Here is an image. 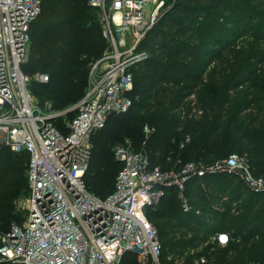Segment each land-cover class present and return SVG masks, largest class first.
<instances>
[{
    "label": "trees",
    "instance_id": "1",
    "mask_svg": "<svg viewBox=\"0 0 264 264\" xmlns=\"http://www.w3.org/2000/svg\"><path fill=\"white\" fill-rule=\"evenodd\" d=\"M107 48L99 12L88 0H42L22 68L31 78L49 77L30 85L39 106L61 112L81 101L91 66ZM141 48L147 59L133 71L131 110L113 116L92 139L88 191L101 200L114 193L123 164L112 149L126 140L165 171L237 155L264 179V0H171ZM68 116L72 121L76 114L56 123L62 131ZM146 127L154 133L147 136ZM28 163V155L0 147L1 232L24 223L14 211L29 192ZM185 198L189 211L178 190L167 189L147 212L162 264H194L201 257L206 264H264V195L225 174L192 180ZM219 233L230 236L225 247L211 241ZM132 257L126 259L136 264Z\"/></svg>",
    "mask_w": 264,
    "mask_h": 264
},
{
    "label": "built area",
    "instance_id": "2",
    "mask_svg": "<svg viewBox=\"0 0 264 264\" xmlns=\"http://www.w3.org/2000/svg\"><path fill=\"white\" fill-rule=\"evenodd\" d=\"M156 1L88 0L99 12L108 48L91 66L83 99L60 112L51 104L41 108L30 92L32 82L48 83L49 77L31 78L22 70L42 0H0V144L28 155L30 193L24 223L0 231V264H130L126 256L136 264H162L158 232L147 212L159 206L167 189L178 190L185 211L190 210L185 186L194 179L236 175L264 195V179L252 175L243 157L165 171L152 166L145 150H133L129 140L113 150L123 164L114 193L101 200L88 191L92 139L133 106V71L147 59L142 44L165 6ZM73 112L75 119L59 129L57 121ZM144 132L149 136L154 129ZM229 238L219 233L211 241L225 247ZM206 263L201 257L194 264Z\"/></svg>",
    "mask_w": 264,
    "mask_h": 264
},
{
    "label": "rangeland",
    "instance_id": "3",
    "mask_svg": "<svg viewBox=\"0 0 264 264\" xmlns=\"http://www.w3.org/2000/svg\"><path fill=\"white\" fill-rule=\"evenodd\" d=\"M157 2H164V5L166 4H169L171 2V0H157ZM165 8V6L163 7V9ZM31 49V47H30ZM67 121H70L71 118L68 116L66 118ZM148 139V137L146 138ZM143 145V144H142ZM0 147L2 148H6L4 145L0 144ZM8 149V148H6ZM9 150V149H8ZM133 150L136 151V149L133 147ZM113 151V149H112ZM187 164V163H186ZM184 164V165H186ZM183 165V166H184ZM29 197H30V193L27 192V193H22L19 198L15 201V211L14 213L17 215V216H22L24 217V220H25V216L27 214V205H28V201H29ZM23 224V223H22ZM13 225H21L18 221H14L8 228H11Z\"/></svg>",
    "mask_w": 264,
    "mask_h": 264
}]
</instances>
